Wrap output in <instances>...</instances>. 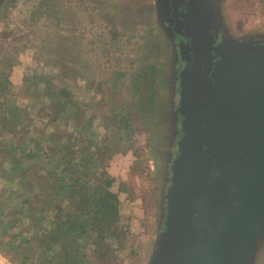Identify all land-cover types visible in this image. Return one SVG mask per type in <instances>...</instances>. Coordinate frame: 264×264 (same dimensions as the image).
Segmentation results:
<instances>
[{
  "label": "rangeland",
  "instance_id": "obj_1",
  "mask_svg": "<svg viewBox=\"0 0 264 264\" xmlns=\"http://www.w3.org/2000/svg\"><path fill=\"white\" fill-rule=\"evenodd\" d=\"M152 66L157 100L130 129L114 127L115 100L98 82L117 69ZM58 85L74 94L71 102ZM128 98L126 89L122 102ZM95 113L103 117L93 127L87 121ZM53 133L61 146L68 134L79 138L70 167L89 169L92 213L71 251L83 264L99 248L93 200L108 178L116 225L126 232L107 239L116 263L168 264L207 154L225 160V174L211 168L202 182H214L216 203L235 207L234 264H264V0H0V264H22L5 232L21 242L53 225V210L47 221L41 214L8 216L26 205L25 183L36 182L37 170L57 171L54 154L38 150L50 147ZM31 150L34 161L23 160L22 170L12 166ZM60 177L67 189L77 176ZM40 200V208L47 205ZM37 258L29 264H42Z\"/></svg>",
  "mask_w": 264,
  "mask_h": 264
},
{
  "label": "trees",
  "instance_id": "obj_2",
  "mask_svg": "<svg viewBox=\"0 0 264 264\" xmlns=\"http://www.w3.org/2000/svg\"><path fill=\"white\" fill-rule=\"evenodd\" d=\"M59 57V62L62 64L65 63L62 69H68L69 67L66 63L68 57L65 55ZM156 72V67L154 66L140 69L138 72L134 71L132 73L117 69L113 77L109 79L112 81L111 84L109 80L98 82V89L100 92L105 89V85L108 86L109 94H111L112 98L115 100V109L119 107L118 110L114 109V116L110 118L111 125L118 129H130V122L133 118L143 116L146 111L152 108L153 103L157 100L156 96L159 95L156 89L158 87V83L156 82L157 79L155 78ZM57 89L60 92L59 94H62L68 103L72 101L74 94L68 87L60 88L58 85ZM126 89L129 93V98L125 103L122 102V97ZM55 94L58 95V92ZM75 107L77 109L79 108L77 105H75ZM63 108H65V106ZM78 113L79 111L73 112L75 115ZM55 115L57 118L59 114L56 113ZM102 117L103 114L95 113L89 117L87 122L90 126L92 125L94 127L93 123L95 124V122L98 119L101 120ZM69 119L71 118H66V126H69ZM83 132H85L84 127L79 131L80 139L81 136L85 135ZM55 136L54 133L49 135L48 141L51 142V145L48 149L39 147L38 150H40L39 153L44 154V156L49 154V152L54 154L53 157L59 161L58 167H56L57 171L52 170L47 175H44L37 170L36 174L38 177L35 180L36 182L27 181L25 183V187L28 190L26 191L28 192V196L25 193L27 197L25 200L26 205L21 206L22 210H13L8 214V216H16L12 217L15 221L21 220L20 215L22 213L26 215L27 219L32 218L31 213L36 217L41 214V221H47L44 216L46 211L53 210L55 212L52 213V221L50 220V222H53L52 227H41V231L39 232L35 230V236L32 238L24 237L21 242H18V236H10L8 235V231L4 233L9 237V240H11L9 245L12 246L14 256L19 257L22 264H29L34 257H38L37 259H39L42 264H83L82 259L77 256L74 257L71 251L74 248V241L78 238H84L86 235L88 227L87 220L90 221L89 213H92V210L87 209L92 200L88 192L90 187L87 185L85 179L89 169L87 165L82 164L76 165L75 168L70 167L74 162L73 158H76V154L78 153V151H75L74 147L79 145V138L75 137L72 133L68 134L70 143L66 142L65 146H61L60 142H58L60 139L58 140V137ZM84 148L83 145L80 146L82 151ZM32 154L33 151L31 150L27 156L25 155L21 160H17L15 156L12 166H17L16 168L20 170L24 169L23 166L25 163L23 160L26 161V164L35 160V155ZM1 166L0 164V168ZM28 172V169L23 171V180L25 177L27 178ZM62 174L77 176L76 179L72 178L71 181L69 180L68 190L64 188V181L63 179L61 180L60 177ZM11 177L14 178V176ZM108 179L97 185L93 200L96 209H94L93 212L94 218L92 222L94 223V229L100 232L98 234L99 248L96 252L95 260L91 261L90 264H118L116 263L118 257L115 255V251H113L112 245L107 239L108 237L115 236V238L121 240L126 234V232L120 231L116 225L118 222L117 206L115 202L116 196L108 192L104 186V183L110 184ZM38 187L40 189V194H35L34 191ZM48 193H50L51 196L49 201L46 200ZM40 197L47 203L46 206L41 208L38 206L42 202ZM65 202L68 203L67 206H63ZM75 230L79 232V234L74 238L71 232H75ZM71 237L72 240L69 239ZM124 247L122 245V248ZM0 249H2L1 246ZM11 259L13 262H16L15 258Z\"/></svg>",
  "mask_w": 264,
  "mask_h": 264
},
{
  "label": "water",
  "instance_id": "obj_3",
  "mask_svg": "<svg viewBox=\"0 0 264 264\" xmlns=\"http://www.w3.org/2000/svg\"><path fill=\"white\" fill-rule=\"evenodd\" d=\"M224 165V159L210 154L203 159L193 188L190 189L178 241L168 264L235 263L238 235V223L233 217L235 207L216 203L217 189L214 182H202V174L207 175L211 168L215 169L214 172L221 174L223 171L222 174H225ZM200 235L204 239H200Z\"/></svg>",
  "mask_w": 264,
  "mask_h": 264
},
{
  "label": "flooded vegetation",
  "instance_id": "obj_4",
  "mask_svg": "<svg viewBox=\"0 0 264 264\" xmlns=\"http://www.w3.org/2000/svg\"><path fill=\"white\" fill-rule=\"evenodd\" d=\"M201 237L204 239V236L203 235H200V239H201ZM204 245L206 246V244L204 243Z\"/></svg>",
  "mask_w": 264,
  "mask_h": 264
}]
</instances>
